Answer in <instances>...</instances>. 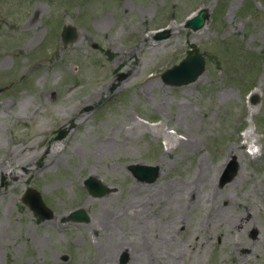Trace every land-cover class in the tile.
Masks as SVG:
<instances>
[{
    "label": "rangeland",
    "instance_id": "obj_1",
    "mask_svg": "<svg viewBox=\"0 0 264 264\" xmlns=\"http://www.w3.org/2000/svg\"><path fill=\"white\" fill-rule=\"evenodd\" d=\"M189 55L203 75L164 83ZM0 88V264H264V0H0ZM29 187L53 219L23 204Z\"/></svg>",
    "mask_w": 264,
    "mask_h": 264
},
{
    "label": "water",
    "instance_id": "obj_2",
    "mask_svg": "<svg viewBox=\"0 0 264 264\" xmlns=\"http://www.w3.org/2000/svg\"><path fill=\"white\" fill-rule=\"evenodd\" d=\"M208 18V13L206 10L200 11V13L189 20L186 24V27L189 29H192L193 31L201 30L206 24ZM166 35H158V39H163L167 37ZM63 40L66 44H71L76 40L75 35V29L67 25L64 29L63 33ZM204 58H200V56H188L186 59L182 60V62L179 65L174 66L172 69L164 72L163 74V80L167 84H171L172 86H182L193 83L196 81L205 70V60ZM66 133L63 132L59 135V139H62L65 137ZM229 167L224 174L223 184L230 182L239 171V165L237 164L236 160L233 159L231 163H229ZM129 169L132 171L133 175L145 182H154L156 181L157 177L160 174V168L157 167H151L147 165H133L130 166ZM86 182V187L89 190L91 194L94 196H99L107 193L109 190L105 187H102L98 182L94 181L92 178L88 179ZM30 195L27 198L24 199V202L30 206L32 211H34L36 214H38L43 219H51L53 217V212L48 209L41 198V195L38 191L31 190ZM71 220L82 222V221H88V217L83 211H76L73 212L70 217ZM67 257H65V260Z\"/></svg>",
    "mask_w": 264,
    "mask_h": 264
},
{
    "label": "bare ground",
    "instance_id": "obj_3",
    "mask_svg": "<svg viewBox=\"0 0 264 264\" xmlns=\"http://www.w3.org/2000/svg\"><path fill=\"white\" fill-rule=\"evenodd\" d=\"M105 19H107L105 17ZM57 150L51 145L50 147H48L45 151V154H48L47 157H53L57 154ZM13 173L10 172L8 175H12ZM113 218V213L111 212H106L104 215H103V221L104 223H106L107 225H111L109 222L112 220ZM148 240H145L144 241V245H145V248H144V252H145V255H146V259L147 260H151L153 262H158V247L154 244H151V242H147ZM117 243L114 244V247H113V250L115 249ZM121 247L124 248V245L123 243H121ZM128 251V250H127ZM174 258V255L173 256H169V259H167V262L166 264H168L169 262H171L170 259Z\"/></svg>",
    "mask_w": 264,
    "mask_h": 264
}]
</instances>
